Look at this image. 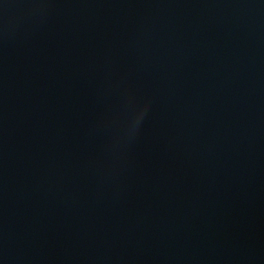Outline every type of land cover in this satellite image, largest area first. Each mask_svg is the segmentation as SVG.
I'll return each instance as SVG.
<instances>
[{
    "label": "water",
    "instance_id": "1",
    "mask_svg": "<svg viewBox=\"0 0 264 264\" xmlns=\"http://www.w3.org/2000/svg\"><path fill=\"white\" fill-rule=\"evenodd\" d=\"M0 264H264V0H0Z\"/></svg>",
    "mask_w": 264,
    "mask_h": 264
}]
</instances>
